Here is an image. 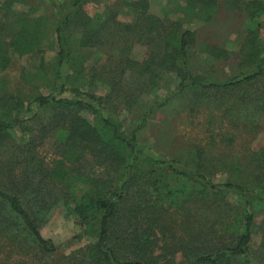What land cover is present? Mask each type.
Listing matches in <instances>:
<instances>
[{
    "label": "rangeland",
    "instance_id": "1",
    "mask_svg": "<svg viewBox=\"0 0 264 264\" xmlns=\"http://www.w3.org/2000/svg\"><path fill=\"white\" fill-rule=\"evenodd\" d=\"M58 1L72 6L77 0ZM78 1L79 14L87 18L82 24L74 15L78 8L55 9L48 0H0V26H7L10 33L17 30L15 23L21 19L34 21L43 46L32 55L9 54V65L0 73V83L5 85L1 95H14L24 106L37 94L49 95L44 78L36 74L40 70L48 72L59 61L53 49L55 31L58 24L69 21L64 32L68 59L60 70L59 84L73 75L74 66L84 69L89 79L85 91L105 99L99 112L117 120L126 136L135 134L138 143L152 155L174 161L177 167L200 173L217 185L232 184L253 192L264 188L263 87L256 84L258 88L254 86L253 91L240 87L232 92L192 88L174 94L181 75L156 64L146 66L150 59L163 56L166 41L188 31L192 36L187 66L193 76L205 82H223L252 71L264 57V0H215L209 14L196 0H190L193 11L185 0ZM255 1L261 4V10L254 7ZM143 15L154 23L149 25ZM85 32L96 34L92 46H82ZM244 94L247 96L240 105L239 98ZM52 95L69 97L58 91ZM38 112V119L23 122L22 130L16 128L1 142L0 160H9L15 148L19 153V147H25L20 140L31 137L36 139L35 149L46 164L59 158L50 137L42 142L37 139V131L55 110L47 106ZM89 113L82 111L81 115L94 122L95 117ZM86 160L91 167L87 174L102 173L103 168ZM168 182L173 189L181 188L180 181ZM89 185L94 186L91 181ZM73 190L68 192L75 196L77 191ZM226 200L233 211L241 210L243 201L236 195L229 194ZM251 204L255 226L250 254L255 264H264V205L255 200ZM40 234L57 246L55 253L42 257L22 238L2 233L0 264H69L71 254L78 255L92 241L64 206L51 212ZM184 259L178 253L173 262L189 264ZM233 262L242 264L238 259Z\"/></svg>",
    "mask_w": 264,
    "mask_h": 264
},
{
    "label": "trees",
    "instance_id": "2",
    "mask_svg": "<svg viewBox=\"0 0 264 264\" xmlns=\"http://www.w3.org/2000/svg\"><path fill=\"white\" fill-rule=\"evenodd\" d=\"M48 1L60 10L79 7L78 0L72 6ZM185 1L193 11L190 0ZM195 2L206 7L202 11L207 14L215 4V0ZM253 5L262 8L257 1ZM80 11L78 8L74 15L82 24L87 18ZM143 16L149 25L154 23ZM15 24L17 30L10 33L7 26H0V73L9 65V54L32 55L43 47L34 21L21 19ZM67 28L69 21H64L55 31L53 49L59 59L55 67L36 74L44 78L49 95L37 94L24 106L14 95H1L5 85L0 83V144L16 128L22 130L23 122L38 119V111L49 106L55 113L37 131V139L42 142L50 137L59 156L46 164L35 149L36 139L31 137L20 140L25 147H19V153L14 147L9 160H0V234L22 238L42 257L50 256L57 246L42 237L40 228L53 210L64 206L75 225L92 240L78 255L71 254L69 264H174L178 253L189 264H236L233 259L255 264L250 254L255 226L251 203L255 200L264 205V188L253 192L232 184L217 185L200 173L177 167L174 161L152 155L135 134L126 136L117 120L99 112L105 99L85 91L89 79L84 69L74 66L73 75L59 84L60 70L68 59ZM191 36L186 31L177 39L172 37L164 44L163 56L150 59L146 65L156 64L181 75L174 94L192 88L232 92L240 87L253 91L260 85L264 89V57L252 71L223 82H205L193 76L187 66ZM96 38V34L85 32L81 44L92 46ZM57 91L69 97H54ZM246 96L239 98L240 105ZM82 111H89L95 121L90 122ZM88 158L103 168L98 176L87 174L91 168ZM168 179L180 181L181 188L173 189ZM70 190L77 191L75 196ZM229 194L243 201L240 211L230 208L226 200Z\"/></svg>",
    "mask_w": 264,
    "mask_h": 264
}]
</instances>
